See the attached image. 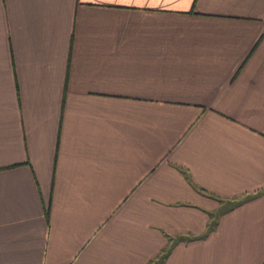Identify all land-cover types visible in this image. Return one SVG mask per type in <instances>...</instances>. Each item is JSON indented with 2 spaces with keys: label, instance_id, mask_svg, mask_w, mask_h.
I'll use <instances>...</instances> for the list:
<instances>
[{
  "label": "crops",
  "instance_id": "1",
  "mask_svg": "<svg viewBox=\"0 0 264 264\" xmlns=\"http://www.w3.org/2000/svg\"><path fill=\"white\" fill-rule=\"evenodd\" d=\"M0 264H264V0H0Z\"/></svg>",
  "mask_w": 264,
  "mask_h": 264
},
{
  "label": "trees",
  "instance_id": "2",
  "mask_svg": "<svg viewBox=\"0 0 264 264\" xmlns=\"http://www.w3.org/2000/svg\"><path fill=\"white\" fill-rule=\"evenodd\" d=\"M179 170L181 171V173L185 176V177H187V173H186V171L184 170V169H181V168H179Z\"/></svg>",
  "mask_w": 264,
  "mask_h": 264
},
{
  "label": "rangeland",
  "instance_id": "3",
  "mask_svg": "<svg viewBox=\"0 0 264 264\" xmlns=\"http://www.w3.org/2000/svg\"><path fill=\"white\" fill-rule=\"evenodd\" d=\"M252 196H250L249 198H251ZM245 199H248L247 197H243L242 199L241 198H239L238 200H240V201H238V203H240L241 201H244Z\"/></svg>",
  "mask_w": 264,
  "mask_h": 264
}]
</instances>
